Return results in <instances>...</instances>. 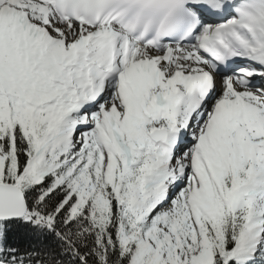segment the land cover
<instances>
[{
    "label": "snow or ice",
    "instance_id": "obj_1",
    "mask_svg": "<svg viewBox=\"0 0 264 264\" xmlns=\"http://www.w3.org/2000/svg\"><path fill=\"white\" fill-rule=\"evenodd\" d=\"M0 264H264V0H0Z\"/></svg>",
    "mask_w": 264,
    "mask_h": 264
}]
</instances>
